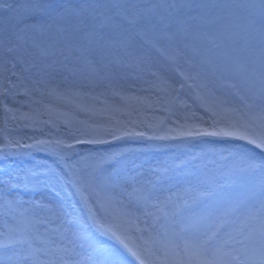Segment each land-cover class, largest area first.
I'll return each mask as SVG.
<instances>
[{"label": "snow or ice", "instance_id": "snow-or-ice-1", "mask_svg": "<svg viewBox=\"0 0 264 264\" xmlns=\"http://www.w3.org/2000/svg\"><path fill=\"white\" fill-rule=\"evenodd\" d=\"M182 7L187 6L73 5L64 0H9L0 4V107L12 114L10 121L15 127L45 125L59 132L53 120L39 119L38 106L46 95L60 94L59 88L52 86L56 75L68 74L62 75L64 94L71 92L68 76L82 74L81 64L87 65L89 76L109 85L121 70H131L134 78L146 85L141 91L153 94L151 99H137L149 110L166 114L159 124L133 119L132 113L124 121L109 116L104 124L85 127L65 121L68 128L61 136L7 135L0 143V152L36 148L51 153L63 164L64 175L82 198L95 195L109 212L115 209L137 225L138 243H130L119 230L113 235L138 264H264V158L257 162L233 153L230 164L221 166L225 171L199 173L181 192L161 198V182L171 179L170 173L183 161L145 174L129 167L121 151L85 153L78 148L108 144L106 136L113 141L133 136L161 141L212 136L246 141L264 150V0L195 5L197 9L210 8L229 29L233 47L211 55L210 50H203L165 24L160 10ZM84 19L97 21L101 30L110 28L119 38L98 44V62L89 59L94 41L93 34L86 33L80 44L67 47V55L60 49L62 61L47 63L50 52L45 41L54 34L77 36ZM145 38L147 48L138 42ZM115 45L123 57L106 60L105 50ZM212 46L217 50L221 47L214 42ZM152 50L163 62L153 57ZM25 53L28 60L23 58ZM25 64L27 67L16 71L18 65ZM186 88L207 118L193 110L185 98ZM9 101L19 107H9ZM8 122L6 117V128ZM24 139L31 143H24ZM257 170L262 177L258 196L251 191L237 194L227 190L228 176L253 175ZM51 171L50 167L29 169L0 185V264H119L107 257L76 259L79 253L74 245H56L47 235L49 226L56 225L55 230L67 239L69 221L44 200H23L14 194L17 189L38 192L47 186ZM141 216L143 227L139 226ZM99 226L105 227L103 223Z\"/></svg>", "mask_w": 264, "mask_h": 264}, {"label": "rangeland", "instance_id": "rangeland-1", "mask_svg": "<svg viewBox=\"0 0 264 264\" xmlns=\"http://www.w3.org/2000/svg\"><path fill=\"white\" fill-rule=\"evenodd\" d=\"M8 2L9 0H0V4ZM64 2L73 5L90 2L101 4H137L139 6L153 3L185 5L187 7L162 8L160 14L165 18V24L171 25L172 31H178L188 41L192 39L191 42H195L203 50H210L208 54L211 55L217 51L227 52L233 47L231 40L228 39L229 29L225 22L216 19V13L210 8L197 9L195 5L246 3L249 0H64ZM178 15L182 17L183 23L186 21H189V23L178 28L176 23L179 21H175V17ZM91 21L93 22L92 34H94L92 35L94 39L93 47L97 55V58L93 61L98 62L100 59L98 44L104 41L116 40L119 37L110 28L105 27L101 30L97 21ZM105 24H107V21H105ZM195 24H197L198 29H195ZM55 38L54 34L51 39ZM138 42L146 48L149 47L147 38ZM213 42L221 46L219 50L213 48ZM68 46L64 43V47L61 48H59V44L51 47L49 42H46L45 47L50 52L46 62L62 61L63 55L60 49H64V55H67ZM52 49L53 51H57V56H54ZM29 51L31 52L32 50ZM32 54L35 55L36 53L33 52ZM152 55L163 62L159 53L155 50H152ZM122 57L123 52L119 45L110 46L105 50L106 60H116ZM23 58L28 60L29 55L25 53ZM84 66L87 67V65ZM23 67H27V65H18L16 71L19 72ZM78 74L81 73L78 72ZM62 75L68 74L64 73ZM62 75H56L52 81L54 82V87L59 88L60 94L53 93L46 95L43 98L42 104L38 106L41 112L39 119L53 120L59 125L60 131L57 132L55 128L45 125H40L36 129L17 128L10 121L12 114H6L3 108L0 107V143L4 142V137L7 135L25 138L35 136L41 139L51 138L49 133L61 136L68 128L64 123L65 121H68L72 126L85 127L92 124H104L109 116L116 120L124 121L128 119V113H132L133 119L145 120L147 123L152 124H159L160 119L166 117V114L163 112L149 110L146 104L137 99L138 97H148L151 99L153 98V94L141 91L146 85L136 80L131 74V70L124 69L121 70L120 76L112 80L110 85L107 81H101L96 77L92 80L87 78L84 85L89 87L90 84L94 83V87L96 88L95 97L93 98L94 105L92 107L91 118L87 115L81 118L75 99L77 90L72 89L71 92L64 94L66 85L63 82ZM75 78V76H68L69 81ZM72 88L75 89L74 84H72ZM185 93V98L188 99L190 104H193V110L196 111V114L207 118L205 112L195 106L191 99L193 95L191 90L186 88ZM17 99H22V97H18ZM8 106L11 108L19 107V105L11 101L8 102ZM27 110V108L23 109V111ZM6 117L9 120L7 128L5 127ZM104 138L109 141L108 144L83 145L78 146V148L85 153L121 151L125 154L126 160L129 161V167H134L135 171H143L145 174H151V171L165 165L170 166L173 162L177 164L181 161L184 162L182 166L175 168L170 173L171 179L161 182L159 187L162 190L158 193L161 198L169 193L181 192L189 182L195 181V177L199 173H219L225 171L221 166L230 164L231 154L233 153H240L256 160L251 155L253 151L258 157L257 162L264 158V155L256 151L255 145L229 137L208 136L184 141L150 140L147 137L135 136L123 137L121 140L116 141L111 140L109 136ZM23 142L31 143L28 139H24ZM38 167H50L52 169L46 181L47 186L42 187L35 193H28L23 189H17L14 194L23 200L35 199L46 202L44 195H50L57 200L61 217L69 221L66 225L68 238H63L55 230L56 225H50L47 235L54 244H63L69 247L74 245L76 252L79 253V256L75 257L76 259L90 256L93 259L103 260L107 257L118 261L119 264H138L136 258L131 255L121 240L113 235L114 231L119 230L127 237L130 243H138L139 233L136 231L137 225L129 223L115 209L109 212L95 195L89 198H82L80 190L73 185L69 177L64 175L63 164L58 162L51 153L36 148L10 150L7 154L0 152V185L10 177ZM247 178H252L250 182L251 186L241 190L239 184ZM261 182L262 177L259 170L249 177L248 175L244 176V174L230 175L227 177V190L237 194L251 191L258 196ZM220 183H225L224 178H221ZM70 201L72 202L70 206L65 204L66 202L71 203ZM70 209L71 213L68 214ZM94 215L95 219L93 218ZM143 220L144 217L141 216L140 227H143ZM98 222L103 223L105 227H100ZM147 258L151 259L150 256Z\"/></svg>", "mask_w": 264, "mask_h": 264}, {"label": "bare ground", "instance_id": "bare-ground-1", "mask_svg": "<svg viewBox=\"0 0 264 264\" xmlns=\"http://www.w3.org/2000/svg\"><path fill=\"white\" fill-rule=\"evenodd\" d=\"M175 21L176 22L179 21L178 23H176L178 28L181 26H185L187 23H189V21H186L185 23H183L182 17L180 15L175 17ZM192 25H194V24H192ZM80 27H81V32L78 33L77 36H72L70 33L69 34H61L59 36L55 35V37H56L55 39H53V40L51 39V41L49 39V40H46V42H49V45L51 47L59 44V48L64 47V43H65V45H73V46L78 45L82 42L81 38L85 35L86 32L92 33L93 22L91 21V19H84L83 24ZM195 29H198L197 24H195ZM91 39L94 41L93 36L91 37ZM189 41L191 42L192 39H190ZM192 43H195V42H192ZM93 44L91 45L93 52L89 56V59H91V60H95V58H97ZM52 53H54V56H57V54H58L57 51H55V50L53 51V49H52ZM79 68L82 69V74L75 75L76 78L74 80L70 79V82H72V84L75 85V89L74 88H72V89L77 90L75 99H76V103L78 104V107H79V113H80L81 118L84 115H87L88 117L91 118L92 107L94 105V101H93L94 99L93 98L95 97L94 95H95L96 88L94 87V83L90 84L89 87H86V85H84V84L86 83L87 78H90L92 80V79H94V76H89V69H88V67H85L84 64H81L79 66ZM52 86L54 87V82H52ZM251 153L250 154L253 155L257 160L258 157L256 156V154L253 151ZM244 176H246V175L244 174ZM249 176L250 175H248V177ZM251 179L252 178H247L246 180H243L239 184L241 186L240 189L244 190L245 187H247V188L250 187L251 186V184H250ZM44 198H45L47 203H50L51 205H53L59 212L58 208H60V207H58V202L54 197H51L50 195H46V196L44 195ZM59 214H60V212H59Z\"/></svg>", "mask_w": 264, "mask_h": 264}]
</instances>
